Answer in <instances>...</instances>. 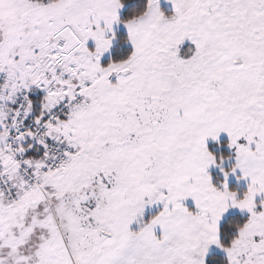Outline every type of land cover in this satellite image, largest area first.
I'll return each mask as SVG.
<instances>
[{
	"label": "snow or ice",
	"instance_id": "6c2138e0",
	"mask_svg": "<svg viewBox=\"0 0 264 264\" xmlns=\"http://www.w3.org/2000/svg\"><path fill=\"white\" fill-rule=\"evenodd\" d=\"M0 264H264V0H0Z\"/></svg>",
	"mask_w": 264,
	"mask_h": 264
}]
</instances>
